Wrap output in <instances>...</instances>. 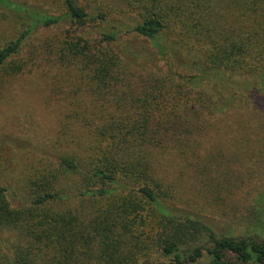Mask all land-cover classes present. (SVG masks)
Listing matches in <instances>:
<instances>
[{
	"label": "trees",
	"instance_id": "obj_1",
	"mask_svg": "<svg viewBox=\"0 0 264 264\" xmlns=\"http://www.w3.org/2000/svg\"><path fill=\"white\" fill-rule=\"evenodd\" d=\"M99 3L89 8L63 0L57 16L19 6L29 26L0 47L1 95L25 69L18 56L34 29L68 24L55 58L74 83L50 159L40 160L37 178L21 189L22 196L7 181L0 146V232L28 224L43 232L48 213L37 214L35 222L34 212L77 203L52 221L56 228L44 230L45 256L17 248L3 264H138L150 255L120 251V242L109 231L103 234L104 228L71 231L89 204L112 200L157 215L162 240L151 264H264V241L217 238L199 220L171 213L165 203L176 184L159 160L169 152L196 156L199 147L191 141L215 119L229 121L238 94H264V0H145L136 5L139 14L130 28L109 17L121 10ZM129 34L155 51L148 65L127 48L123 39ZM229 128H216L211 143L245 138L244 128L239 134ZM259 194L256 201H264ZM124 231L126 240L129 228Z\"/></svg>",
	"mask_w": 264,
	"mask_h": 264
},
{
	"label": "rangeland",
	"instance_id": "obj_2",
	"mask_svg": "<svg viewBox=\"0 0 264 264\" xmlns=\"http://www.w3.org/2000/svg\"><path fill=\"white\" fill-rule=\"evenodd\" d=\"M76 1L80 6L89 8L102 7L99 2L108 3L121 10L116 15L110 13L109 17L120 21L121 27L130 28L139 14L136 5L139 2L141 6L145 0ZM19 6L55 16L64 11L63 0H8L7 6L0 4V47L17 38L29 26L26 16L17 11ZM68 28V24L47 29L35 28L25 39L18 56L25 69L9 80L0 95V146L5 154L3 167L11 188L17 190L20 196L21 189L37 178L40 160L50 159L49 146L56 142L62 115L69 109L67 93L73 89L74 83L68 80L55 58L57 46L63 41ZM123 41H127L126 46L131 54L142 59L141 63L148 65L153 59L151 53L155 51H150L144 40L129 34ZM175 64L179 66L178 62ZM51 89H54V93ZM235 104L237 108L228 116L229 121L215 119V123L210 122L200 137L191 141L195 147H199L196 156L181 158L169 152L159 158L165 177L176 184L165 206L171 213L199 220L217 238L264 241V201H256L259 193L264 194V94H238ZM240 120L246 122L243 127L235 123ZM223 125L230 126L231 134H239L244 128L245 138L233 143L220 138L212 144L214 132ZM210 146L213 150L207 153ZM17 199L22 200L21 197ZM112 202H105L103 206L101 203L89 204L85 216L81 218L82 223L71 231L87 234L89 227L104 228L103 234L109 231V237L120 242V251H132L135 255L137 252L139 257L147 253L151 257L139 260L138 264H151L157 257L153 253L158 250L162 240L158 227L161 222L157 215L141 205L137 211L134 205L125 206L117 200ZM76 205L74 201L63 205H45L44 209L34 212V221H40L37 214L43 215L46 211L48 224L43 226V232L54 229L57 225L52 221ZM105 217L107 222H104ZM29 226L0 232V264H3L5 256L13 255L17 248L22 252L31 250L40 257L46 255L42 251L46 234L40 227ZM127 228L128 238L125 240L121 236ZM50 239L55 238L52 236ZM202 242L209 245L206 237Z\"/></svg>",
	"mask_w": 264,
	"mask_h": 264
}]
</instances>
